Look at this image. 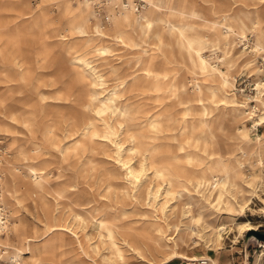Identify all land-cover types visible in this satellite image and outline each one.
I'll return each instance as SVG.
<instances>
[{
  "label": "rangeland",
  "instance_id": "obj_1",
  "mask_svg": "<svg viewBox=\"0 0 264 264\" xmlns=\"http://www.w3.org/2000/svg\"><path fill=\"white\" fill-rule=\"evenodd\" d=\"M24 1L26 11L20 8L21 0H0V150L7 148L12 155L0 169L4 173L2 204L12 213L10 238L0 240V264H160L172 252L164 243L169 226L182 233L194 229L198 246L188 241L180 252L199 257L206 253L203 240L212 236L204 233L210 230L205 220L213 227L235 220L262 226L259 233H264L262 91L238 96L234 87L229 90L231 101L245 118L243 126L237 123L239 113L223 104L218 90L215 96L202 94L195 109L184 113V106L175 103V90L167 85L173 78L186 82L189 92L195 90L189 83L193 69L180 55L177 33L161 25L132 37L140 43L138 49L122 47L99 41L93 24L101 25L110 36L115 28L114 23L101 22L93 11L95 19L82 28L84 33L59 27L61 5L76 6V0ZM256 3L181 0L180 6L210 20L214 11L219 20L231 11L240 15L242 10L259 7ZM22 11L30 18L14 20ZM258 11L264 24V5ZM40 14L46 16V26L34 23ZM165 18L177 22L170 14ZM225 23L236 28L234 22ZM195 25L202 31V22ZM251 33V52L264 57V39L256 46V33ZM229 41L228 48H217L222 55L221 66H216L219 70L225 69L226 56L234 59L240 51L234 37ZM15 47L27 69L23 86L11 67L16 63L14 53L7 51H16ZM100 47L109 49L108 53L102 56ZM144 48L156 62L152 70L168 77L158 97L151 91L153 84L143 83L140 63L133 59ZM258 48L263 52L254 50ZM207 50L202 55L208 60ZM84 64L97 70L100 78L94 79L85 69L91 78L77 79L75 70ZM235 69L233 80L244 69L260 84L261 71L254 58L243 54ZM4 122L14 127L19 143L4 135ZM17 145L26 151L20 153ZM221 151L223 155L218 156ZM214 161L224 189L212 176H207L208 182L196 179ZM125 162L135 172L145 170L136 188L134 180L125 176ZM27 168H33L42 183L35 192H27V187L34 186ZM239 206L244 208L240 211ZM258 243L256 237L246 239L243 234L233 248L227 241L218 253L208 254L218 264H243L244 260L256 264L261 252ZM17 251L21 258L15 256ZM200 263L175 259L165 264Z\"/></svg>",
  "mask_w": 264,
  "mask_h": 264
},
{
  "label": "bare ground",
  "instance_id": "obj_2",
  "mask_svg": "<svg viewBox=\"0 0 264 264\" xmlns=\"http://www.w3.org/2000/svg\"><path fill=\"white\" fill-rule=\"evenodd\" d=\"M43 1H47V0H43ZM76 1H78V5L76 6L70 5L67 3L61 5L59 9V13L61 15L60 16L61 21L58 25L59 27L63 28L62 30L68 31V29H78L80 33H84L85 31H83L82 28H85V26H87V24H89L92 19H95L94 13L96 16L97 14L93 9L91 10L89 8L88 5L90 4L88 2H85L83 0H76ZM142 1H145L146 3H148V8L143 12L144 15H141L138 17V16H134L130 12H114V11L111 12L112 10H110L107 13V17H108L107 25L111 26L112 23H114V28H115L114 34L110 36L109 34L104 32V28H102L101 25L93 24L92 31L95 33V36L99 39V41L107 40V41H111L115 45H119L122 47H130L132 49H138V47L140 46V43L138 41H134L132 39L133 36L137 37L138 33L145 34L146 32L153 31L155 30V28H159L161 25H164L169 31H171V33H177L179 35V39H177V44H178V47H180L183 50L182 51L183 53H180V55L184 58L185 62L190 63L193 69V70H190L191 77L189 81V83L192 84V88L195 89L193 92H189V90H187L186 82H181L179 80L174 81L173 78L168 79V82H167L168 89L173 88L175 90L174 91L175 96H176L175 103L177 105L184 106V113H187L188 111L195 109V103H199L202 101L201 100L202 94L215 96L216 90H218L221 92L222 96L224 97L223 104L225 106L226 105L230 106L233 112L239 113V115L236 116V118L238 119L237 123H239L240 126H243V123L246 122L245 118L243 117L237 105L231 101L229 94H228L229 90L234 87L233 85L234 77L231 76L232 75L231 73H233L236 70L235 69L236 65L238 61L243 57V53L238 51V55L234 59L226 56L225 64H224L225 69L219 70L216 68V66L218 65H213L212 63L208 62L205 56L202 55V52L209 47H213L216 49L221 48V47L228 48V45L231 42L229 40H231L233 37L235 38V41L237 42L238 39H244L247 34L249 33L252 34L251 32L256 33L255 34V40H256L255 45L256 46L260 45V42L264 39V24L262 23V19L260 20L261 13H259L258 9L262 5H264V0H256L257 1L256 5H258L259 7L255 5L256 7L250 10H246V11L242 10L240 15H233V12L230 9L231 12L225 13L223 17H221V19L219 20H217L218 16L215 14L214 11L212 12L214 19L210 20V19L205 18L204 16H201L199 14L200 12H197L190 7L180 6L181 0H142ZM174 3H175V6H172V4ZM177 4H179V6ZM20 8L24 11L27 10L28 8L27 3L24 0H21ZM166 13L176 18L177 22H170L169 20H167L165 18L167 15ZM28 15L29 13H23L22 11V13L21 14L19 13L17 18L14 20L28 19L30 18V16ZM197 21L202 22V25H201L202 31L197 30V28H195V27H198L195 25ZM225 22H234L236 24V28L234 29V27H232L231 25H226ZM34 23L38 26H46V16L43 14H40L39 16H37ZM217 29H220L221 34L219 33ZM187 31H190L191 34L187 35L186 34ZM226 32L228 34H225ZM61 34L62 32L59 33L60 38L63 37ZM130 42H131V45L129 44ZM15 49L16 51L8 48L7 51L14 53L16 63L11 67L15 70L14 75L17 78L16 81H19L21 83V86H23L26 82L27 69L24 66V63L22 62L20 49H17L16 47ZM108 50L109 49L107 48L100 47L98 49V52L103 56L108 53ZM254 50H260V49L258 48ZM260 52L262 53L263 50H260ZM137 55L138 56L133 59H135L137 62L140 63L141 79L143 80L144 84L149 83V82L153 84L151 91L155 92L156 97H158L159 93L163 90V87L166 85L165 79L168 78L167 74L163 71L152 70V66L155 65L156 62H154L152 55L147 54V51L145 50V48L141 51V53H137ZM144 57H146V59ZM88 64H84L83 65L84 67L80 70H77V69L75 70V75L77 79H80L81 81H83L84 79L87 78L86 76L88 77L91 76V75L89 76V74H85L87 72V71L85 72V69L90 70L93 73L92 77H94V79L100 78L99 72L93 69L92 66H89ZM11 67H8L7 69H10ZM193 71H196V72H193ZM228 72L230 74H228ZM184 79L186 80V78ZM258 82L260 84H257V82L255 83L256 95H257L258 90L259 91L263 90V85L261 84L260 80H258ZM95 84H97V82ZM253 107L256 108L255 105ZM204 111H207V108H205ZM166 117H167L166 114H164L163 118H166ZM262 123L263 122H261V124ZM204 125H205V122H204ZM205 127H208V126H205ZM2 129H3L4 135L12 138L13 143L14 142L19 143V139L14 135L15 133L12 131L14 127L9 122H4ZM184 131H188V128L185 126H184ZM133 137L135 136L133 135ZM17 149L18 151H20V153H23L26 151V149H24L20 145H17ZM7 150H8L7 148H3L2 150H0V169L3 166L4 162L8 161L12 157V155L8 153L9 151ZM223 153L224 152L221 151L218 156H222ZM217 163L218 162L216 161L211 163L208 167H206V169H204V171H202L196 177V179L199 182H203V181L208 182L207 176H212L213 181L219 182L221 184L222 189H224L225 183L224 181H220V177H218V176H221V171ZM122 166H123V169L125 170V176L134 180V181L132 180L133 181L132 183H136V186H134V188H136L137 184H139L141 181L138 179V177L141 174H145L144 168H141L139 172H135L132 169L130 162L122 163ZM27 171L31 175L29 176L30 179L34 181L33 182L34 186L27 187V192H35L41 189L42 183L40 182V180H37L38 178L35 177L36 173L34 169L27 168ZM3 176H4V173L0 172V190H1L0 191V206L2 205V207H0V240L3 236L4 237L3 240L7 241L11 235L9 231V225L11 224L9 221V217L12 213L11 211H6L5 207L2 204L3 203L2 202L3 201L2 200V197H3L2 188L4 184V182H2ZM170 193L171 191L168 190L167 194L171 195ZM182 197L183 196L179 193V198H182ZM185 198H189V196ZM194 200L199 204L201 203V201L196 198ZM192 204L194 205V202H192ZM246 207H248V205H246L245 208ZM238 208L241 211L244 207L239 206ZM202 218H204L203 215H202ZM205 222L208 228H210V230L204 233L205 235L208 233H212V236H207V238L203 240L204 242L203 246H204V249L206 250V253L204 255H201L199 257H196V256L186 257L180 252L181 247L184 246L188 241H192V243L195 246L196 245L198 246V243L196 242L195 237H193V235L196 236V233L193 232L194 229L188 230L187 233H182L178 229V227H174L172 231V228L169 226L165 228L167 230L166 232L169 233V235L165 237L166 241L164 243H165V247L171 249L172 252H171L170 257L165 262H162L160 264H165L175 259H181L183 261H187L190 263L205 261V264H218L215 259L209 256L208 252L218 253L220 250L224 248L227 241L230 243V247L233 248L239 243V239L243 234H245L246 232L249 233L250 231H255L257 230L258 227H260V226L253 227L247 223L238 224L235 220H231V221L229 220V222L222 223L219 227H213V225H211L206 220ZM53 227H56V226L54 225L52 226V228ZM59 229L60 231L65 232L64 227H61ZM232 234H234V236H232L230 239V236ZM251 240L255 241L253 238ZM258 248L261 249V252L257 254L256 256L257 257L256 264H264V260L259 259V257L264 256V242H259ZM15 256L20 257L22 256V254L20 251H17ZM18 264H21V263L19 262ZM243 264H248V263L246 260H244Z\"/></svg>",
  "mask_w": 264,
  "mask_h": 264
},
{
  "label": "built area",
  "instance_id": "obj_3",
  "mask_svg": "<svg viewBox=\"0 0 264 264\" xmlns=\"http://www.w3.org/2000/svg\"><path fill=\"white\" fill-rule=\"evenodd\" d=\"M88 2L92 9L96 12L98 18L101 22L108 24V11L112 10L114 12H130L134 16H141L143 12L148 8V3L142 0H83ZM254 43V38L252 34H247L244 39L237 40V48L241 53L254 58L260 72L259 80L263 85V90L261 92V99L264 101V58L256 54V52H251V48ZM230 52V51H229ZM208 60L213 65L221 66V51L216 48H208L205 53ZM255 80L256 77L253 74H249L248 71L241 69L235 77L234 80V93L238 96H255ZM252 104V103H250ZM253 107V104L252 106ZM262 226L258 227L255 232H260ZM248 232L244 234L247 235ZM200 264H205V261H200Z\"/></svg>",
  "mask_w": 264,
  "mask_h": 264
},
{
  "label": "water",
  "instance_id": "obj_4",
  "mask_svg": "<svg viewBox=\"0 0 264 264\" xmlns=\"http://www.w3.org/2000/svg\"><path fill=\"white\" fill-rule=\"evenodd\" d=\"M249 235H252L254 237H256L257 241L258 242H264V233H259V232H255V231H250L248 233V236L246 235V239L249 238Z\"/></svg>",
  "mask_w": 264,
  "mask_h": 264
}]
</instances>
